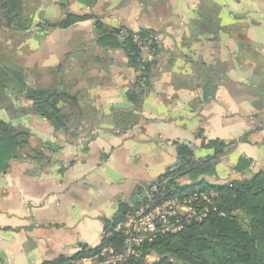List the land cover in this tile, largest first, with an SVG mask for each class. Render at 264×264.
Returning <instances> with one entry per match:
<instances>
[{"label": "crops", "instance_id": "1", "mask_svg": "<svg viewBox=\"0 0 264 264\" xmlns=\"http://www.w3.org/2000/svg\"><path fill=\"white\" fill-rule=\"evenodd\" d=\"M27 3L36 28L14 58L26 82L74 95L78 111L59 102L68 117L55 128L40 114L13 118L0 108L2 121L29 133L0 173V264H81L70 257L98 246L120 203L150 196V184L177 163L178 144L198 159L212 154L209 140L233 143L203 175L209 184L264 169V0ZM69 14L85 18L39 26ZM119 29L159 36L145 88Z\"/></svg>", "mask_w": 264, "mask_h": 264}, {"label": "trees", "instance_id": "2", "mask_svg": "<svg viewBox=\"0 0 264 264\" xmlns=\"http://www.w3.org/2000/svg\"><path fill=\"white\" fill-rule=\"evenodd\" d=\"M84 18L69 14L57 23L41 22L39 26L65 28ZM32 24L27 0H0V108L6 109L13 118L31 112L40 114L50 120L55 128H59L65 126L68 115L61 112L58 103H66L70 110L78 111L76 97L61 90H42L26 82L28 71L14 58L18 43ZM97 27L102 25L98 23ZM113 33L116 34V31L110 32L111 35ZM120 44L126 50L129 62L137 67L136 47L128 38ZM151 64L145 72L148 81ZM136 85L140 87L137 79ZM8 89L16 90L18 98L25 100L28 106L15 108L7 93ZM130 93V99L137 97L135 91ZM28 139L27 130H19L0 119V173L7 168L10 159L18 157ZM177 147V163L174 167L166 168L150 184L149 188L155 186L156 189L143 201L157 204L174 197L182 198L197 187L212 188L217 192L216 209L211 210L201 223L191 224L177 233L158 236L145 246L142 257L131 260L130 264H264V169L253 172L248 178L209 184L203 175L214 174L215 164L221 156L232 150L233 143H225L220 139L209 140L204 147L212 148V154L198 159L194 158V152L189 146L178 144ZM240 162L248 165L244 160ZM182 176H187L189 183L180 184L178 178ZM131 206L120 203L115 217L105 223L104 235L98 246L81 249L70 259L78 261L102 245H114L118 250L122 249V237L112 230ZM151 253L155 258L148 262L145 255ZM63 260L61 257L41 264H57Z\"/></svg>", "mask_w": 264, "mask_h": 264}, {"label": "built area", "instance_id": "3", "mask_svg": "<svg viewBox=\"0 0 264 264\" xmlns=\"http://www.w3.org/2000/svg\"><path fill=\"white\" fill-rule=\"evenodd\" d=\"M117 35L122 40L128 38L138 50L136 79L145 88L148 77L146 68L155 61L159 36L154 31H127L119 29ZM156 189L150 188L151 192ZM217 192L214 189L197 187L182 198H170L157 204L149 200L128 208L123 219L113 227V232L122 237V249L114 245H102L89 254L80 257L81 264H130L141 258L146 245L158 236L177 233L185 227L203 222L211 210H215ZM104 235V232H102ZM106 235V234H105ZM102 237V236H101ZM148 255L145 259L151 262Z\"/></svg>", "mask_w": 264, "mask_h": 264}, {"label": "water", "instance_id": "4", "mask_svg": "<svg viewBox=\"0 0 264 264\" xmlns=\"http://www.w3.org/2000/svg\"><path fill=\"white\" fill-rule=\"evenodd\" d=\"M35 28H36L35 24H32L31 27L27 30V32H30L31 30H33V29H35ZM7 93L10 94L12 104H13V106H14L15 108H17V107H22V106H24V107H27V106H28L27 104H22V103H20V102L17 100V98L19 97V94L17 93L16 90L8 89V90H7Z\"/></svg>", "mask_w": 264, "mask_h": 264}, {"label": "rangeland", "instance_id": "5", "mask_svg": "<svg viewBox=\"0 0 264 264\" xmlns=\"http://www.w3.org/2000/svg\"><path fill=\"white\" fill-rule=\"evenodd\" d=\"M148 256L151 257L150 259H153V260H154V258H155V257H154L155 255H154L153 253H151V254L148 255Z\"/></svg>", "mask_w": 264, "mask_h": 264}]
</instances>
